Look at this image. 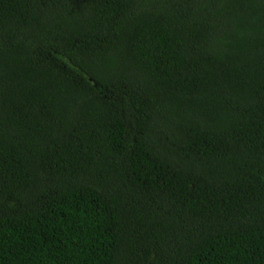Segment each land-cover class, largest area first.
Returning a JSON list of instances; mask_svg holds the SVG:
<instances>
[{
    "label": "trees",
    "instance_id": "trees-1",
    "mask_svg": "<svg viewBox=\"0 0 264 264\" xmlns=\"http://www.w3.org/2000/svg\"><path fill=\"white\" fill-rule=\"evenodd\" d=\"M0 264H264V0H0Z\"/></svg>",
    "mask_w": 264,
    "mask_h": 264
}]
</instances>
